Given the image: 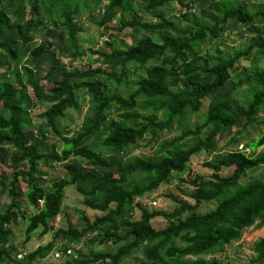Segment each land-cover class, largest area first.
<instances>
[{
	"label": "trees",
	"instance_id": "16d2710c",
	"mask_svg": "<svg viewBox=\"0 0 264 264\" xmlns=\"http://www.w3.org/2000/svg\"><path fill=\"white\" fill-rule=\"evenodd\" d=\"M168 2L184 7L181 17L192 21L196 28H181L174 19L167 18L164 9ZM194 3L195 0H0V146L7 147L10 160L7 164L6 152H0V189L9 197L0 209V264H33L55 245L59 236L71 244L88 235L90 243L110 242L111 249L85 254L63 246L59 251L66 258L57 264H226L202 256L223 253L247 227L264 226V150H257L264 145V72L257 69L264 60V28L257 26L258 19L264 17V0L255 9L252 0H214L212 10L217 18L210 24L203 22L205 9L200 11V18L195 14ZM99 9V26L118 32L132 29L139 34L130 44L120 40L122 48L110 47L108 52L90 48L101 58L119 59L114 70L101 65L68 69L53 60L41 75L24 62L27 56L37 61L49 53L43 41L30 46L33 33L41 29L61 30L65 34L62 49L72 50L73 56L79 54L81 28L77 22ZM115 11L120 15L118 24L105 26L108 14ZM128 12L133 15L124 18ZM229 23L239 31L255 27L251 31L257 40L228 52L220 38ZM10 31L20 48L7 40ZM155 34L159 40H155ZM177 34L183 39L177 41ZM206 42L212 44V51L202 57L200 51ZM197 57L205 64L196 61ZM240 60L250 63L249 67H241L240 74L244 75L217 94L236 72ZM57 66L59 76L50 86L44 85ZM178 77L187 85L172 87V80ZM122 85L134 88L124 95L113 89ZM85 100L90 101V106L82 129L68 137L58 122L67 110L80 111ZM235 102L240 104V110L234 107ZM202 113V122L192 127L185 124ZM34 118L57 134L62 143L59 152H46L40 145L26 142V131L34 128ZM241 118V130L219 146V135L232 129ZM249 124L260 127L256 137L242 134ZM96 128L99 131L91 143H82ZM164 132L173 136L162 140L154 154L133 152L145 135V144H151ZM247 137L244 148L234 147ZM202 152L214 154L203 164L211 173L207 177L196 175L190 181L192 203L174 198L177 207L171 212L149 211L137 203L139 218L121 217L136 197L169 182L172 173L183 172L190 160ZM71 158L84 159L92 168L83 169ZM59 165L61 176L53 174ZM111 168L119 175H112ZM223 168H231V173L221 176ZM258 170L262 172L256 177L241 182L245 173ZM133 177L139 178L138 183L130 185L128 180ZM68 186L83 197L86 207L104 214L92 221L83 216L80 230L71 225L53 230L51 222L61 212ZM21 195L36 210L27 214ZM210 201L216 202L212 210L195 212L200 203ZM155 217L164 218L167 225L154 228ZM20 220L27 239L37 228L40 235L51 232L52 239L17 259L11 225ZM123 227L126 229L119 234L117 231ZM67 249L72 254H65ZM252 250L251 264H264V236L253 242ZM139 253V259L126 261L128 256Z\"/></svg>",
	"mask_w": 264,
	"mask_h": 264
},
{
	"label": "rangeland",
	"instance_id": "374dc122",
	"mask_svg": "<svg viewBox=\"0 0 264 264\" xmlns=\"http://www.w3.org/2000/svg\"><path fill=\"white\" fill-rule=\"evenodd\" d=\"M184 2L191 1V0H183ZM193 1V0H192ZM214 0H195L194 8L195 14L200 18V11L202 9H205V13L203 16V22L211 23L214 20H216L217 15L212 10V3ZM262 0H252V3L254 4V9L258 7V2H261ZM185 11L184 7L179 5L177 2H168L166 4V7L164 9V12L169 19H174L175 22L179 27H185V26H192L196 28L195 25H193L192 21L185 20L183 17H181L180 13ZM101 10L94 14H89L86 16H83L78 20V24L81 28V31L78 34V46H79V54L73 56L72 50L62 49L63 48V40L65 38V34L61 31H53L49 29H41L33 33L34 35V41L30 43L31 45H35L40 41H43L46 43V46L48 48V54L43 55L41 60L37 61H31L30 57L27 56L25 59V63L28 64L30 67L34 69H38L43 75L45 71L51 66V62L54 60L55 62H62L66 65L68 69L73 68H80L87 66L96 67V66H104L108 69L114 70L118 64L119 59L117 58H101L97 53H91L90 48L92 49H101L105 52H108L110 50V47L112 48H122L120 44V40L124 41L127 44L132 43L135 41L138 37V32L132 30V29H125L121 32H118L116 30H109L106 27H101L97 24L98 19L100 18ZM133 15V12L124 13V18H130ZM120 18V15L118 11L110 12L105 20V26H115L118 24V20ZM258 25L264 28V17H260L258 19ZM252 27L250 29L246 30H237L236 25L233 23H229L226 30L223 32L220 40L222 41V46L230 52L231 49L236 48H243L249 41L257 40L254 36V33L251 31L253 30ZM13 31L7 32V40L10 41L15 48H20L21 44L15 40V37L12 35ZM153 35V34H151ZM155 40H159L158 34L154 35ZM177 41H180L183 39L182 35L177 34L176 35ZM105 42H108L110 45L107 46ZM206 51H212V44L209 42H206L204 46L202 47V50L200 51V56L204 57ZM196 61H200L201 63L205 64V61H203L202 58L196 59ZM242 66H250L249 61L240 60L237 62L236 66V72H233L231 75V78L227 81L226 85L219 90L216 91L217 94H220L225 89L229 88L231 85L237 82L238 78L244 74H240L242 72L241 67ZM257 69L264 72V60L259 62L257 64ZM60 68L57 66L55 71L49 76L47 80L43 81V84L46 86L51 85V81L55 79L57 76H59ZM131 80H135V77H132ZM187 85V82L181 78H174L172 80V87L176 86H183ZM134 85H122L118 88L113 87L119 94H126L130 91V89H133ZM207 100L204 102L206 104ZM90 101L85 100L82 102L80 111L69 109L66 111L65 116L62 120L58 122L59 128L66 133V136L72 137L76 133L81 131V123L83 120L84 115L86 114L87 110L89 109ZM234 107L237 110L241 109V106L238 102L234 103ZM196 119L190 120L188 119L185 121V124L188 125V127H192L195 122H202L205 113H202L200 115H195ZM34 128L33 129H27L26 131V142L34 143L40 145L41 149L46 152H59V150L62 148V143L60 142L59 137L56 133L48 131L45 127V124L42 123L40 120H36L34 118ZM243 119L241 118L239 122L232 128L227 129L224 132H222L218 137V145L223 146L224 142L233 134L237 133L238 130H241V126L243 124ZM264 128V127H263ZM176 130L178 131V127H176ZM99 131V128H96V130L86 138L82 140V143L90 144L91 141L94 139V135L96 132ZM260 127L256 125L249 124L247 125L246 129L242 130V134H250L251 138L256 137L259 134ZM175 133V132H174ZM177 133V132H176ZM175 133V134H176ZM171 136H173V133L164 132L157 141L151 142V144H145L148 139V135H145V137L139 141L140 145L138 149L134 150V153L138 155H152L154 154L155 149L158 147V144L165 139H169ZM248 142L247 138H242L239 140V143L237 146L238 149L244 148V144ZM6 146H0V152H6V162L7 164L10 162L8 157V151H6ZM99 150L98 148L96 149ZM264 150V145L259 147L257 149ZM245 151L248 153L249 150L245 149ZM212 154H207L205 152H202L198 154L197 156L193 157L190 162L188 163L186 169L181 173H172L171 179L167 183L161 184L157 189L149 191L142 196L136 197L133 201V204L131 207H129L126 211L121 213V217L125 218L127 216H130V219L134 220L139 218L140 210L137 206V203L141 206L145 207L149 211H156V210H163L167 212H171L174 210V208L177 207V202L174 198H179L182 200H186L188 202H191V199L189 197V193L193 189V186L191 184V180L194 178V176L201 174L204 177H207L210 175L211 170L206 168L203 164L207 160L213 158ZM71 161H73L75 164L80 166L83 169H89L92 168L88 161L81 159V158H71ZM1 167L5 170L7 169L6 166L1 165ZM53 170L54 175L61 176L63 174L62 167L56 166ZM231 168H223L220 171L221 176H227L231 173ZM100 171H104L103 169ZM9 172V171H8ZM109 172L114 175L118 176L119 172L111 168L109 169ZM261 170H258L254 173H245L242 177L241 182L246 183L250 178L256 177ZM12 173H9L8 177H11ZM139 178L133 177L129 178L128 182L130 185H134L138 183ZM48 187V185H47ZM83 197L75 190L73 186H68L64 190V200L62 203L61 212L52 220V229L57 230L59 228L66 229L68 225H71L72 227L80 230L84 226V219L82 218L85 216L90 221L94 220L96 217L101 216L104 214L101 211L98 210H92L88 207H86L82 203ZM155 200V204H152V201ZM20 201L22 203V208H24L25 212L30 214L34 210H36L35 207L31 206L24 195L20 196ZM9 202V197L7 196L6 191H3L0 189V209H2L7 203ZM216 206L215 201H210L207 203H200L198 207L195 209V212L198 214H203L207 211L212 210ZM186 215V214H185ZM167 220H165L162 217H155L152 220V225L154 228L159 229L167 225ZM126 228H121L117 232L119 234H122V232ZM12 230V244L16 247L15 254L18 253H27L32 250H34L37 246L43 245L46 242L50 241L52 239V233H47L44 235H40V228H37L34 230L30 237L27 239L24 235V227H23V221L20 220L17 224L11 225ZM91 235L84 236L80 239L78 242H72L69 244L68 240L63 237L59 236L57 239H55V245L52 246L48 251H44L33 264H57L65 260L66 256L63 257V255L59 254V250L63 249V246H67L74 249H80L82 253L90 254L95 253L98 251H109L111 249V243H104V244H98L90 243L88 241V238ZM264 236V226L262 227H256L255 225L247 227L243 230L241 237L231 242L229 245L225 247V250L223 253L215 252L213 255H206L202 256L206 259L208 258H217L223 263L226 264H251V258L254 256V252L252 250L253 242L256 241L258 238ZM72 254V251H71ZM141 257V254L132 255L127 257V262L134 261L135 259H139ZM13 264H29L28 262L23 263H17L14 262ZM32 264V263H31Z\"/></svg>",
	"mask_w": 264,
	"mask_h": 264
},
{
	"label": "built area",
	"instance_id": "2783aa9c",
	"mask_svg": "<svg viewBox=\"0 0 264 264\" xmlns=\"http://www.w3.org/2000/svg\"><path fill=\"white\" fill-rule=\"evenodd\" d=\"M134 150H136V149H134ZM134 150H133V152H134ZM38 201H39V203H42L41 200H38ZM155 203H156L155 200H153V201H152V204H155ZM59 254L62 255V252L59 251ZM65 254H71V250H70V249H67V250L65 251ZM16 257H17V259H18V258H22V257H23V253H18Z\"/></svg>",
	"mask_w": 264,
	"mask_h": 264
},
{
	"label": "clouds",
	"instance_id": "9594fccd",
	"mask_svg": "<svg viewBox=\"0 0 264 264\" xmlns=\"http://www.w3.org/2000/svg\"><path fill=\"white\" fill-rule=\"evenodd\" d=\"M41 204V203H40Z\"/></svg>",
	"mask_w": 264,
	"mask_h": 264
}]
</instances>
